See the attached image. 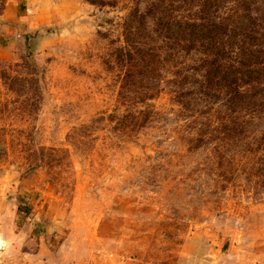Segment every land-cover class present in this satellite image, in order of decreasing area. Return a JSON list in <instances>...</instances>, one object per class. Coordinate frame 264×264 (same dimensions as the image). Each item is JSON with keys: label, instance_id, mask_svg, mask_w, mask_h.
Instances as JSON below:
<instances>
[{"label": "rangeland", "instance_id": "374dc122", "mask_svg": "<svg viewBox=\"0 0 264 264\" xmlns=\"http://www.w3.org/2000/svg\"><path fill=\"white\" fill-rule=\"evenodd\" d=\"M203 1L0 0V264H264V102L159 24L239 2Z\"/></svg>", "mask_w": 264, "mask_h": 264}, {"label": "trees", "instance_id": "16d2710c", "mask_svg": "<svg viewBox=\"0 0 264 264\" xmlns=\"http://www.w3.org/2000/svg\"><path fill=\"white\" fill-rule=\"evenodd\" d=\"M259 1L256 10H258L260 21L264 23V0ZM250 3V0H239L236 11L220 21L159 19L160 26L163 30H167L170 36L184 38L187 34L190 44L199 42L208 50H217L222 45L220 51L223 50L225 53L226 48L233 44L239 48L234 51L238 66L236 64L225 66V62H222L221 56L218 55L219 50L203 63L205 82L210 86L217 85L225 88L223 94L218 95L230 109L238 107L241 103L261 106L264 102V84L260 83V80L264 78V62L259 59L260 56H264V47L246 44L248 39H258L251 29L253 16L250 13ZM251 59L253 64L247 62ZM250 80L259 82V85L250 91L241 90L238 87V85L247 84ZM245 108L248 107L245 106Z\"/></svg>", "mask_w": 264, "mask_h": 264}]
</instances>
